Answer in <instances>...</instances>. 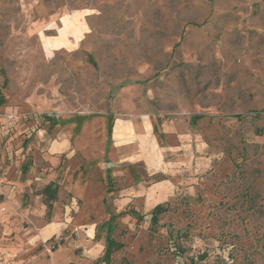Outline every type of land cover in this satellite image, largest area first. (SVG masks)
<instances>
[{
	"label": "rangeland",
	"instance_id": "rangeland-1",
	"mask_svg": "<svg viewBox=\"0 0 264 264\" xmlns=\"http://www.w3.org/2000/svg\"><path fill=\"white\" fill-rule=\"evenodd\" d=\"M117 117L173 172L106 177ZM0 264H264V0H0Z\"/></svg>",
	"mask_w": 264,
	"mask_h": 264
},
{
	"label": "crops",
	"instance_id": "crops-1",
	"mask_svg": "<svg viewBox=\"0 0 264 264\" xmlns=\"http://www.w3.org/2000/svg\"><path fill=\"white\" fill-rule=\"evenodd\" d=\"M119 121L121 122V124H119L118 135H117L116 125L118 124ZM152 135H153V127L152 126L149 127L146 120L139 118L136 121L134 118L132 120H128V119L122 120L117 117L116 120H114L113 122L111 139L113 146L116 148V150L120 152V154H118L117 159L109 158L110 159L109 161L105 160L104 162H101L103 167L104 166L106 167V177H109V175H111V177L116 176L120 178L125 174L127 175V173L131 171V167L140 163L145 165V168H147V173L149 175H154L157 173H172L173 171H171L168 166L169 161L167 163V161L165 160V156L163 154L162 156L159 155L155 156L154 154L149 153V151L145 149L143 142L145 141V138ZM133 146H135L136 147L135 149H137V151L139 150V152L131 151L130 149ZM68 147H69V142L65 143L64 140L61 141L57 140L56 142L52 143L49 146V155H48L49 159L54 161V159L58 157L50 156V154H56L59 151H64L68 149ZM175 160L176 158L175 159L173 158V160H171L170 163L177 164ZM131 177H133L132 173H131ZM84 181L88 183L92 181V179L79 180L77 186L75 187L77 191H79L80 188L81 189L83 188ZM133 182L134 183L132 185L119 189V193L121 195L119 199L116 198L118 204L127 206L129 203H135L134 201L137 200V197L143 195L144 196L143 200L145 202V205L154 208L157 204L169 200L171 196L175 194L176 183L171 179L163 180L159 182L151 181L150 184H148V187L145 186L146 181L144 180V176L142 177L141 180L138 179V181H134L133 178ZM49 183H51L50 180L45 185V187ZM86 185L88 186L89 183ZM112 189L108 192V194L109 193L111 194L114 191ZM76 198H78V196ZM56 258L57 261L61 263V259H59L61 257L56 255Z\"/></svg>",
	"mask_w": 264,
	"mask_h": 264
},
{
	"label": "trees",
	"instance_id": "trees-1",
	"mask_svg": "<svg viewBox=\"0 0 264 264\" xmlns=\"http://www.w3.org/2000/svg\"><path fill=\"white\" fill-rule=\"evenodd\" d=\"M43 195L47 199L49 205H51V201L57 198L58 189L57 187H53L51 183H49L43 190ZM166 210L164 203L157 204L152 210V221L153 224L156 225L159 220V215L162 214ZM56 248V246H55Z\"/></svg>",
	"mask_w": 264,
	"mask_h": 264
}]
</instances>
